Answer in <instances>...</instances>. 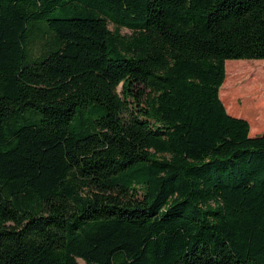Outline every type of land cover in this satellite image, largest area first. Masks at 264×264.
Here are the masks:
<instances>
[{
    "label": "trees",
    "instance_id": "obj_1",
    "mask_svg": "<svg viewBox=\"0 0 264 264\" xmlns=\"http://www.w3.org/2000/svg\"><path fill=\"white\" fill-rule=\"evenodd\" d=\"M229 60L264 0H0V264H264Z\"/></svg>",
    "mask_w": 264,
    "mask_h": 264
},
{
    "label": "rangeland",
    "instance_id": "obj_2",
    "mask_svg": "<svg viewBox=\"0 0 264 264\" xmlns=\"http://www.w3.org/2000/svg\"><path fill=\"white\" fill-rule=\"evenodd\" d=\"M110 29L114 31L117 26L110 23ZM120 31L123 35L131 34L127 28ZM226 73L221 95L226 99L233 93L231 103L226 102L228 111L248 120L251 129L260 135L264 130V90L260 89V82L264 81V60H229ZM79 263L85 264L82 260Z\"/></svg>",
    "mask_w": 264,
    "mask_h": 264
}]
</instances>
